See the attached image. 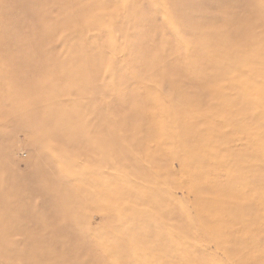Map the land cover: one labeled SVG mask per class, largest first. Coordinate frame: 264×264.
I'll return each instance as SVG.
<instances>
[{"label": "rangeland", "instance_id": "374dc122", "mask_svg": "<svg viewBox=\"0 0 264 264\" xmlns=\"http://www.w3.org/2000/svg\"><path fill=\"white\" fill-rule=\"evenodd\" d=\"M0 264H264V0H0Z\"/></svg>", "mask_w": 264, "mask_h": 264}]
</instances>
